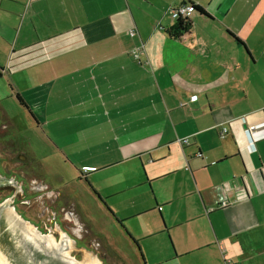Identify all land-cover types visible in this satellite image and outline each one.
Returning a JSON list of instances; mask_svg holds the SVG:
<instances>
[{"label":"crops","instance_id":"obj_1","mask_svg":"<svg viewBox=\"0 0 264 264\" xmlns=\"http://www.w3.org/2000/svg\"><path fill=\"white\" fill-rule=\"evenodd\" d=\"M0 74L108 260L264 264V0H0Z\"/></svg>","mask_w":264,"mask_h":264},{"label":"rangeland","instance_id":"obj_2","mask_svg":"<svg viewBox=\"0 0 264 264\" xmlns=\"http://www.w3.org/2000/svg\"><path fill=\"white\" fill-rule=\"evenodd\" d=\"M6 79L5 78L0 79V125L1 124L5 125L4 128L6 129V133L10 138L13 139L14 146H17L18 144V146L21 149L27 150L25 153L26 155H28L27 166L25 163V167L26 169H28L27 173L31 176L30 178H38L39 180L37 181H42V183H44V187L41 186L39 190H36L38 191L36 196L39 197V200H35V203H40V204L44 203V205H41V207L51 211L53 210L52 206L56 205L55 201L53 202V198L58 194L61 196V191L63 193V198L65 199L68 197V195L70 197H72L73 195L75 199L78 198L79 200L81 199L83 200L84 198H83V194H81V191H83L84 194L86 192H84L81 186L82 184L79 182H77V184L71 183L68 187H66L67 188L66 191L64 190L65 193L63 192V189H60L58 186L57 187L54 186V185H58L59 182L57 180L58 178L56 177L55 173L61 176L68 175V173L76 176L77 171L69 164L65 165L63 163L62 164L63 166H61V162H59L58 160H54L56 159L55 157H53L52 160H49L48 158L45 159V157L43 158V155L45 153H48L49 150L48 147L45 146V144H43L42 141H40L41 138L40 134L42 133H40L35 128L31 114L25 110V108L19 102L17 97L15 95L11 97H6L5 94L11 91L10 90L11 78L8 75ZM33 148L35 150H33ZM33 152L36 154L38 159L35 158ZM46 163H50L51 170L46 165ZM50 185H52L53 187L52 190ZM70 197L67 198V203L63 204L64 208L62 214H64L66 221L69 223L71 231L68 230L63 235L62 234L54 235L55 237L58 238V239L56 238L57 241L61 245L67 248V253L75 257L82 264H134L135 261L133 262L130 256L132 253L131 252L132 249L130 247H129L130 250L128 249L127 247L128 244L123 239V237L119 235L118 236L115 235V242L113 243V246H115L118 249L117 252L119 253V255L122 256V258L120 257L121 259L118 262L116 261L113 262L108 260L107 256H103L104 247L103 245H101L100 239L94 237L95 229L96 232H98V227L97 224L95 223L99 220L102 228V233H108L110 235L111 229L108 223V219L105 216H100L91 205V202L89 200H85L86 205L83 207V210L84 212L87 213L88 220H90L88 226L86 227L84 225V222L82 221L84 220L83 218H85L84 215L82 217L75 210L74 206L72 205ZM3 204H7V206H5L4 211L5 212L9 211L13 215L7 216L6 214H2V217L10 218V220L12 221L13 218L19 217L17 216L18 215L17 212L15 211L13 212L12 208H11L12 210L10 209L11 205L9 198L0 201V205ZM41 207L36 205L35 207L36 211H38ZM36 211L34 210V208L28 209V212L32 215H36ZM21 218L24 219L22 216ZM81 222H83V224ZM27 225L30 226L31 230ZM27 225L26 227L28 228V230L31 231V233L32 231H35L39 234L47 235L48 238L50 239L53 238L51 235H49V233L40 231L33 224L27 223ZM101 236L107 238L105 234ZM64 237L66 238L65 241L63 240L65 239ZM78 237H80V240ZM107 248H108L107 253H110L109 245H107ZM100 257H102L101 260L99 259ZM136 261L138 262V260ZM0 264H4V263L0 262Z\"/></svg>","mask_w":264,"mask_h":264},{"label":"flooded vegetation","instance_id":"obj_3","mask_svg":"<svg viewBox=\"0 0 264 264\" xmlns=\"http://www.w3.org/2000/svg\"><path fill=\"white\" fill-rule=\"evenodd\" d=\"M4 127V124L0 125V201L9 198L12 206L10 209L12 208L20 217L22 216L24 220L26 219L25 221L33 224L40 231L49 233L55 242H58V238L54 235H63L66 231H71L69 223L62 214L63 204L67 203L68 197L63 198L62 191L61 196L56 195L53 198L56 205L52 206L51 211L41 207L44 203H35V200H39L36 190H39L41 186L44 187V183L37 181L38 178H30L31 176L27 173L28 169L25 167V163L27 166L28 155L25 154L27 150L21 149L18 144L14 146L13 139L7 135ZM63 192L65 193L64 189ZM36 205L41 207L38 211L35 209ZM31 208H34L36 215L28 212ZM82 221L87 227L88 223L85 220ZM78 238L80 240V237ZM63 240L65 241L66 238ZM103 247V256L108 257L107 247L105 245ZM99 259L101 260L102 257Z\"/></svg>","mask_w":264,"mask_h":264},{"label":"water","instance_id":"obj_4","mask_svg":"<svg viewBox=\"0 0 264 264\" xmlns=\"http://www.w3.org/2000/svg\"><path fill=\"white\" fill-rule=\"evenodd\" d=\"M7 204L0 205V258L4 264H82L67 253V248L47 235L32 231L27 221L4 211ZM12 210V209H11ZM13 211V210H12ZM14 212V211H13ZM18 218V219H17ZM22 221H21V220ZM22 223H20V221ZM29 227L30 230L26 227ZM25 226V227H24Z\"/></svg>","mask_w":264,"mask_h":264},{"label":"built area","instance_id":"obj_5","mask_svg":"<svg viewBox=\"0 0 264 264\" xmlns=\"http://www.w3.org/2000/svg\"><path fill=\"white\" fill-rule=\"evenodd\" d=\"M171 14L174 18H185L186 16H188L192 11H193V7L190 3H184L181 4L177 7H173L171 8ZM129 33L131 35H134L136 33V29L135 28H131L129 30ZM141 47H138L134 54L137 57V59L139 58V51H140ZM139 62H141L139 60ZM196 97V96H193ZM229 130V125H225L222 126L220 129V134L221 135H225ZM256 130H258V125H251L245 128V133L248 139V147L250 150H254L255 149V139H254V132H256ZM182 142H187V139H182ZM228 202H223L222 205H226Z\"/></svg>","mask_w":264,"mask_h":264},{"label":"trees","instance_id":"obj_6","mask_svg":"<svg viewBox=\"0 0 264 264\" xmlns=\"http://www.w3.org/2000/svg\"><path fill=\"white\" fill-rule=\"evenodd\" d=\"M192 7H193V10L197 7V6H194V4H192ZM199 8V7H197ZM200 9V8H199ZM188 21L184 18H179L178 20V23L175 27H173L171 30V33L174 34V35H180L181 33H183L186 29H188ZM17 99L19 100V102L22 104V105H26L23 98L17 94Z\"/></svg>","mask_w":264,"mask_h":264}]
</instances>
